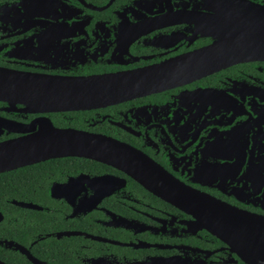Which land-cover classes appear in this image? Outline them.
<instances>
[{"label": "flooded vegetation", "instance_id": "obj_1", "mask_svg": "<svg viewBox=\"0 0 264 264\" xmlns=\"http://www.w3.org/2000/svg\"><path fill=\"white\" fill-rule=\"evenodd\" d=\"M257 10L0 0V71L27 82L0 96V262L248 264L247 237L264 236V61L241 58L237 19ZM37 141L133 149V167L202 199L182 209L87 157L14 164L12 143Z\"/></svg>", "mask_w": 264, "mask_h": 264}, {"label": "water", "instance_id": "obj_2", "mask_svg": "<svg viewBox=\"0 0 264 264\" xmlns=\"http://www.w3.org/2000/svg\"><path fill=\"white\" fill-rule=\"evenodd\" d=\"M249 16L250 19L248 20H244L243 18L240 20L239 17L237 19L242 31L241 46L243 50L241 52V58L264 61V10L253 11ZM26 83V79L0 71V96L24 93L25 91L23 90L12 91V89L7 87L12 85L17 87L22 84L25 85ZM16 144L18 145L17 158L19 163L14 164L17 165H21L23 163L22 160L38 158L35 161L37 162L52 155L60 157H87L101 162H107L119 169L129 170V174L147 190L182 209L191 207L192 199H199L200 197L193 194L190 190H185L170 176L162 173L159 168L151 163L141 160L144 163L143 170L133 167L127 159L132 160L133 157L138 156L136 151L130 148H115V152L111 154L105 152L104 148L101 147L104 143L89 141L17 142L15 144L12 143L13 149H15L14 146ZM15 157L16 154L14 155ZM255 223L253 221L252 224ZM216 230L219 231L218 228ZM247 238L252 239L244 247L246 250L241 253V256H244L243 260L248 264H264V236L255 235ZM222 239L228 240L229 236H226V239ZM231 240L233 247L238 246V242L236 240L234 241V238ZM229 244L232 245L230 242ZM30 259L33 260L32 258ZM0 264L4 263L0 262Z\"/></svg>", "mask_w": 264, "mask_h": 264}]
</instances>
